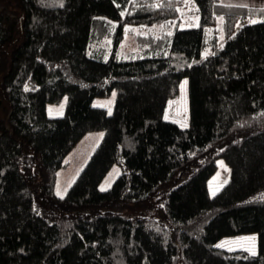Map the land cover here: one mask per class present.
Masks as SVG:
<instances>
[{
	"label": "trees",
	"instance_id": "16d2710c",
	"mask_svg": "<svg viewBox=\"0 0 264 264\" xmlns=\"http://www.w3.org/2000/svg\"><path fill=\"white\" fill-rule=\"evenodd\" d=\"M13 8L18 15L0 8V264H264V6L14 0ZM196 16L198 26L171 32ZM247 18L257 22L236 29ZM159 24L170 31L134 34L141 56H117L127 27ZM184 78L186 128L164 117ZM113 90L109 115L92 101ZM63 97V115L49 116ZM96 129L102 140L57 195L64 159ZM219 158L230 175L211 195ZM114 165L120 173L101 190ZM146 200L147 216L99 211ZM251 232L254 255L216 246Z\"/></svg>",
	"mask_w": 264,
	"mask_h": 264
},
{
	"label": "rangeland",
	"instance_id": "374dc122",
	"mask_svg": "<svg viewBox=\"0 0 264 264\" xmlns=\"http://www.w3.org/2000/svg\"><path fill=\"white\" fill-rule=\"evenodd\" d=\"M187 1V0H186ZM225 4H233V5H246V6H264V0H220ZM14 0H0V8L7 9L12 15H18V12L13 8ZM187 4V3H186ZM188 4H190L188 2ZM185 6V5H184ZM184 8V7H183ZM181 8V11L182 9ZM189 8V6H188ZM190 14V13H187ZM257 20L256 18H247L244 20H239L236 24V29L244 24L251 23V21ZM194 24H185L184 22L173 23L171 25V32L175 26L180 28H185L189 26H198V18H194ZM223 18L222 16L217 17L216 27L221 28ZM130 28H134L128 31ZM169 27H163L162 25H152V26H134L127 27V32L125 37L119 47L117 52V56L121 59H126L130 57L141 56L139 55L140 49L135 42L134 34L142 33L144 34H154L157 35L160 32L170 31ZM221 43V41H220ZM208 49H204L202 51L201 56L205 57L209 54ZM5 68L4 60L0 61V71L3 72ZM115 94V95H113ZM116 91L113 90L110 95L104 97H95L92 101L94 106H99L105 108L108 112L109 109L112 111L114 101H115ZM66 97H63L59 103L57 104H48L47 106V114L51 117L62 116L64 113V108L66 104ZM2 115V114H1ZM165 119L171 122L176 123L178 126L182 128H186L188 126L189 119V106H188V84L187 79L184 78L179 86L178 95L174 98H171L166 107ZM104 135L103 129L90 130L86 132L82 138H80L72 150L67 154L64 159L63 166L58 171V178L56 184V193L59 196H64L70 186L73 184L75 179L77 178L79 172L85 166L87 161L89 160L91 154L100 143ZM217 168L214 174L208 180V189L211 195L216 194L218 190L225 185V183L229 179L230 168L229 165L223 158H219L216 161ZM121 169L118 165H114L104 180L100 184V189L106 190L109 188L117 175L120 173ZM154 207V203L151 200H146L140 203H128V202H115L108 206L101 207L99 211L103 212L106 210L117 211L124 214L129 215H142L147 216L150 215ZM254 238V239H249ZM224 243V247H220L226 250H236L242 249L248 251L247 249H251L255 254L257 253V235L254 232L226 236L221 238L216 246ZM249 252V251H248ZM250 253V252H249Z\"/></svg>",
	"mask_w": 264,
	"mask_h": 264
},
{
	"label": "snow or ice",
	"instance_id": "6c2138e0",
	"mask_svg": "<svg viewBox=\"0 0 264 264\" xmlns=\"http://www.w3.org/2000/svg\"><path fill=\"white\" fill-rule=\"evenodd\" d=\"M252 23H256L257 21H255V20H253V21H251ZM113 95H115V94H113ZM111 114V110L109 109V115ZM101 190H104L103 188L101 189ZM249 239H254V238H249ZM225 245H224V243H221V244H219V245H217V247H224ZM231 250V249H230ZM251 254H255L254 252H252V250L251 249H247Z\"/></svg>",
	"mask_w": 264,
	"mask_h": 264
}]
</instances>
